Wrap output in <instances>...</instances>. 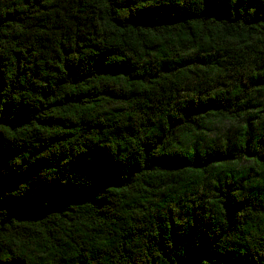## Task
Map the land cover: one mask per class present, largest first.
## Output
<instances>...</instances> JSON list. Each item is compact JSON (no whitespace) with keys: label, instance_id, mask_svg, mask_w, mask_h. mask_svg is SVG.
<instances>
[{"label":"trees","instance_id":"16d2710c","mask_svg":"<svg viewBox=\"0 0 264 264\" xmlns=\"http://www.w3.org/2000/svg\"><path fill=\"white\" fill-rule=\"evenodd\" d=\"M260 94L264 0H0V264H264Z\"/></svg>","mask_w":264,"mask_h":264},{"label":"rangeland","instance_id":"374dc122","mask_svg":"<svg viewBox=\"0 0 264 264\" xmlns=\"http://www.w3.org/2000/svg\"><path fill=\"white\" fill-rule=\"evenodd\" d=\"M253 116L254 118L258 119H264V94H260L257 97L256 105L253 108ZM240 121H230L225 119H213L208 124V128L206 130V133L203 134L202 138L198 140L196 143V146H200V148L207 145V143L211 142H222L229 137H232L236 126ZM202 139V140H201ZM254 164L252 160H244L242 163V166H249Z\"/></svg>","mask_w":264,"mask_h":264}]
</instances>
